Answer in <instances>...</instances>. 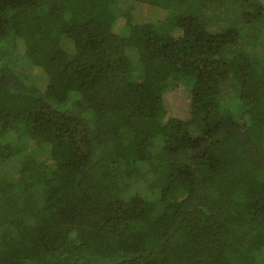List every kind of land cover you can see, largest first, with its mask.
I'll list each match as a JSON object with an SVG mask.
<instances>
[{
  "label": "trees",
  "instance_id": "obj_1",
  "mask_svg": "<svg viewBox=\"0 0 264 264\" xmlns=\"http://www.w3.org/2000/svg\"><path fill=\"white\" fill-rule=\"evenodd\" d=\"M0 264H264V0H0Z\"/></svg>",
  "mask_w": 264,
  "mask_h": 264
},
{
  "label": "rangeland",
  "instance_id": "obj_2",
  "mask_svg": "<svg viewBox=\"0 0 264 264\" xmlns=\"http://www.w3.org/2000/svg\"><path fill=\"white\" fill-rule=\"evenodd\" d=\"M220 26L219 23L211 21V29L213 31H218V27ZM169 114L171 116H186V105H187V98L185 95H181V93H172L169 95Z\"/></svg>",
  "mask_w": 264,
  "mask_h": 264
}]
</instances>
